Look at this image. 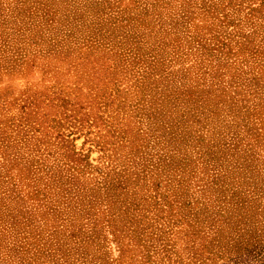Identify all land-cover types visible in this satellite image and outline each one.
I'll return each instance as SVG.
<instances>
[{"label": "rangeland", "instance_id": "374dc122", "mask_svg": "<svg viewBox=\"0 0 264 264\" xmlns=\"http://www.w3.org/2000/svg\"><path fill=\"white\" fill-rule=\"evenodd\" d=\"M262 259L264 0H0V264Z\"/></svg>", "mask_w": 264, "mask_h": 264}, {"label": "trees", "instance_id": "16d2710c", "mask_svg": "<svg viewBox=\"0 0 264 264\" xmlns=\"http://www.w3.org/2000/svg\"><path fill=\"white\" fill-rule=\"evenodd\" d=\"M245 251H247V250L246 249H239L238 251H235V254H237L235 256H245V255H247V254L244 255L243 252H245ZM248 255H250V254H248ZM227 258H230V257H227ZM260 264H264V259L261 260Z\"/></svg>", "mask_w": 264, "mask_h": 264}]
</instances>
